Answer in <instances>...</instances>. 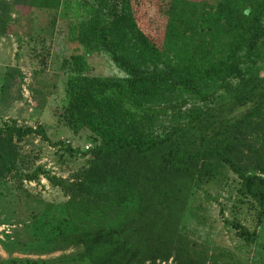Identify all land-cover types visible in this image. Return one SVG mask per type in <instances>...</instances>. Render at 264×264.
<instances>
[{
  "label": "trees",
  "instance_id": "obj_1",
  "mask_svg": "<svg viewBox=\"0 0 264 264\" xmlns=\"http://www.w3.org/2000/svg\"><path fill=\"white\" fill-rule=\"evenodd\" d=\"M23 2L41 8L60 6V0H0V34L9 31L10 7ZM149 9L135 5L134 0L100 2L73 26L74 39L90 51L107 52L129 74L124 79L96 77L75 65L76 76L68 82L70 125L74 131L90 127L99 144L84 152L89 165L77 181L47 176L70 197L74 213L66 226L78 233L89 264H170L179 220L196 176L208 161L224 163L238 174L240 193L259 204L260 219L264 218L262 156L245 136L236 134L264 102L260 76L264 70V0H170L160 32ZM75 58L84 63L83 57ZM148 66L152 71H145ZM231 78L239 81L228 89L235 103L254 107L217 132L201 116L189 126L149 137L140 124L117 117L121 113L148 119L161 115L165 109L144 106L140 97L158 90L196 93L213 81L229 85ZM23 79L19 68H7L0 89L1 109L20 98L13 89ZM102 120L109 121V126ZM206 129L216 141L208 146L196 143L205 139ZM221 132L220 138L214 135ZM33 134L48 140L40 126L0 125L1 177L38 179L41 168L33 174L18 169L20 145ZM243 147L254 152V164L240 162ZM65 151L74 152L69 145ZM178 264L204 263L190 258Z\"/></svg>",
  "mask_w": 264,
  "mask_h": 264
},
{
  "label": "rangeland",
  "instance_id": "obj_2",
  "mask_svg": "<svg viewBox=\"0 0 264 264\" xmlns=\"http://www.w3.org/2000/svg\"><path fill=\"white\" fill-rule=\"evenodd\" d=\"M108 1L60 0L57 8L32 7L23 2L8 10L9 31L0 34V89L10 66L19 68L24 79L21 86L13 89L15 96L20 93V98L8 109L0 108V125L15 122L24 127L40 126L48 140L33 134L20 145L18 169L33 174L41 168L38 179L0 176V264H89L84 259L78 233L71 225L66 226L74 213L68 204L70 197L59 182L54 183L47 176H54L57 181H77L89 165L84 152L99 144L98 135L90 127L74 131L70 125L66 111L70 101L68 82L76 76L75 65L96 77L129 78L125 68L110 54L90 51L74 39L73 26L88 17L94 6ZM169 2L134 0L135 5H146L152 10L158 32L164 28ZM75 56L83 57L84 63ZM158 67L162 69L161 65ZM152 69L148 66L145 71ZM260 76L264 78V70ZM228 81L229 85L210 82L196 93L158 90L152 96L140 97V102L165 109L163 114L149 119L122 113L117 117L140 124L149 137L189 126L201 116L217 132L238 122L254 107L251 103L237 105L228 89L239 81ZM262 103L258 111L251 113L249 124L241 126L236 134L245 136L260 151L264 163ZM102 122L109 126V121ZM224 132L214 135L220 138ZM204 136L196 143L208 146L216 141L209 129ZM65 145L74 152H66ZM242 149L240 162L254 164V152ZM240 188L241 179L226 164L212 160L202 165L179 220L170 264L187 263L190 258L204 264H264L261 208L254 199L240 193Z\"/></svg>",
  "mask_w": 264,
  "mask_h": 264
}]
</instances>
